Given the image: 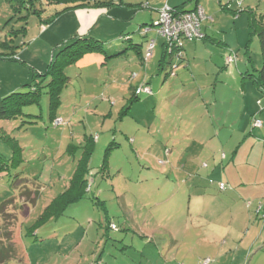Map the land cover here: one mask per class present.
Returning <instances> with one entry per match:
<instances>
[{
	"label": "rangeland",
	"instance_id": "rangeland-1",
	"mask_svg": "<svg viewBox=\"0 0 264 264\" xmlns=\"http://www.w3.org/2000/svg\"><path fill=\"white\" fill-rule=\"evenodd\" d=\"M12 1L0 0V41L11 43V38L19 47L20 61L4 59L8 49L0 47V97L26 91L23 84L41 79L38 74L48 71L51 61L60 60V49L77 36L101 40L106 50L85 53L75 62L62 64L68 81L54 111L63 122L52 121L46 91L38 103L23 107V114L40 117L0 119V154L10 157L8 143L14 146L15 140L23 148L22 165L12 169L11 176L0 175V202L10 197L15 200V207L8 211L17 217L11 227L17 254L27 258L28 264H195L194 259L202 253L195 246L201 242L197 236L208 228L194 213H188L193 183L179 180V166L198 165L202 173L199 185L217 191L216 195L224 192L218 181L206 176L216 164L211 163L212 149L219 148L215 152L221 157L227 152V160L218 162L227 164L237 138L240 140V136L230 138L228 126H245L239 107L250 106L252 99L258 98L264 106V96L245 77L263 62L260 41L247 26L245 8H254L256 19L264 21V0H242L241 6L240 0H197L205 15L202 26L211 27L214 37H221L229 46L208 40L185 41L183 57L168 55L162 68V51L153 50L143 62L131 42L121 38L122 33L131 32L132 42L141 41L145 53L147 41L136 31L143 28L142 21L135 24L134 16L128 18V12L118 9L138 8L137 14L150 12L155 17L156 10L140 8V2L146 0H122L126 4L111 8H68L55 1H36L39 15L26 13L24 8L15 11ZM162 1L168 5L175 0ZM195 1L189 0L187 7ZM218 26H222L221 34L215 32ZM150 35L159 36L154 28L147 37ZM159 41H164L162 36ZM189 43L197 46L190 56ZM120 49L124 52L118 54ZM228 54L233 55L232 62L237 61L231 64L230 58L225 60ZM144 82L152 92L129 101L132 86ZM14 85L20 87L8 91ZM217 117L228 118L220 123ZM181 123L200 128L188 134ZM219 126L222 129L217 136ZM85 134L96 138L88 177L93 178L89 181L91 191L61 217L38 228L36 236L28 235L26 226L67 187L80 149L75 148L74 154L66 149L69 144L80 146ZM104 158L107 164L101 168ZM21 171L28 188L39 189L38 198L27 202L24 209L19 207L23 201L18 195L20 187L12 185L13 174ZM97 198L104 201L108 221L117 229L104 228L105 213ZM262 202L255 203L256 212L241 224L244 228L230 220L231 227L240 228L241 234L253 227L251 237L259 235L264 226ZM241 237L228 242H239Z\"/></svg>",
	"mask_w": 264,
	"mask_h": 264
},
{
	"label": "trees",
	"instance_id": "trees-1",
	"mask_svg": "<svg viewBox=\"0 0 264 264\" xmlns=\"http://www.w3.org/2000/svg\"><path fill=\"white\" fill-rule=\"evenodd\" d=\"M11 1V0H10ZM36 1H39L43 4L44 0H14L11 2L12 7L15 8V11H18L20 8H24L26 10V13H34L39 15V10L36 6ZM51 1H55L58 3H64L68 5V8H76V7H112L113 5H124L125 2L122 0H45V2L50 3ZM189 1V0H188ZM188 1H185L177 6L171 7L178 11L179 13L187 12V11H195L199 7L195 6L192 9H189L187 7ZM244 1V0H243ZM14 3V4H13ZM126 4V3H125ZM242 0L239 1V5L241 6ZM140 8H145L146 4L140 3ZM164 6V5H163ZM169 6V5H168ZM110 7V8H111ZM245 10L248 13L247 16V26H250L252 33L256 34L260 41L261 46V54H262V65L260 69H253V72L246 73L245 77H248L252 80V83L255 85V87L258 89L260 95L264 96V21L263 19H256V12L254 8L246 6ZM159 17V9H158V15L151 23H142L140 27H143L142 29L139 28L136 30L138 34L142 37H144L143 41H147V46L145 53L142 54V42L141 41H133V36L130 33H122L121 38L124 41H130V46H132L134 49H136V52L138 55H140L141 61H146L152 54L153 49L155 46L154 39H147V33L150 31V29H153L156 31V34L159 36H162L157 31L156 21ZM205 18L204 13H202V17L199 20V28L202 33V36L199 39H182L180 42L177 40H167L165 37H163V51L159 62V67L162 68L163 64L165 63L166 57L168 55H175L177 58H182L183 53L182 50L184 49V42H192L196 40H209L210 42H215L219 45V43H224L220 39H215L213 37H207V35L202 31V19ZM50 21V18L48 19ZM146 28V29H145ZM13 32V31H12ZM113 39V38H112ZM11 43L8 42V39L5 41H0V47L6 50L7 53L4 54V59L11 60V61H20V58L18 57V51L16 45L12 43V39L10 38ZM136 42V44H134ZM150 42H153V48L151 50V54L149 57L147 56V49ZM133 43V44H132ZM104 42L92 37H86L85 35L77 36L72 39V41L65 45L63 48L59 51V58L58 61H51L49 64V69L44 74H38L39 78L38 81L35 79L34 81H30L29 83H24L22 87H27L26 91L19 92V91H11L7 93V95H4L3 97H0V119H9V118H16L18 116L24 115L28 117L38 118L40 115H32V114H23V107L30 104H35L39 102V99L42 92L49 93L50 100H49V106H50V117L52 121L54 120L55 123H61L63 122L62 119H60V122H56L58 117H55V107L54 104L58 103V100H60V94L63 88L66 86V83L68 81V77L64 76V73L62 72V64L64 62H75L77 58L82 57L85 53L89 52H105L106 50L104 48ZM129 48V47H128ZM121 51H118V54H121L124 52V50L120 49ZM227 56H232L231 54H228ZM226 56V57H227ZM235 57V56H234ZM61 61V62H59ZM237 59L231 64L235 63ZM52 75L53 77L50 78V81H46V78L49 75ZM46 81V82H45ZM140 87H146L149 89V92H146L144 90H140L139 92H136V90ZM151 89L148 86L146 82L138 85L132 86V96L129 98V101L131 100H137L139 98V95L141 93H151ZM255 120H260L257 117L252 118V127H261L262 121L260 120V125L256 126L254 125ZM96 138L92 135L85 134L83 136V141L80 146L69 144L67 147V151L71 154H74L75 148L78 147L80 149V157L76 161V165L74 168V171L69 179L67 187L62 191L56 194L49 202L48 204L43 208V210L39 213L37 218L34 220V222L28 226H26V233L29 235L36 236L37 229L49 222V220L58 219L61 217L65 210L73 204H76L83 200L85 197H87V192L91 191V186L89 181H93V178L90 180L88 177L91 175V166H90V160L91 156L94 151V142ZM15 145H11L8 143L9 146H11V156L6 157L2 154H0V175L6 174L7 176H11L10 172L12 169H17L19 166L22 165L24 162L23 158V148L19 145L18 141L15 140ZM112 146H109L106 149L105 155L107 156V152L109 149H111ZM105 163L107 164L106 158H104L103 165L101 168L104 167ZM23 171L16 172L13 174V181L12 185L14 188H18V195L23 201L22 204L19 205L20 208L24 209L25 204L28 203H34L35 200L39 196V189H30L28 188V185L26 184L28 182L27 179L22 177ZM22 181V182H21ZM220 183V182H219ZM226 187L225 189H219L220 191H225L227 189V184L223 182ZM219 188V184H218ZM99 205L104 210V228L105 229H117L115 224L110 223L108 221V217L106 214V207L104 201L97 198L96 200ZM12 207H15V200L13 197L7 198L0 202V219L2 220V223L0 224V264H28V259L24 260L21 256L17 254V249L15 248L13 242H11V236H12V230L11 227L13 226L14 221L16 222V215L11 211H8V209H12ZM262 208V206H261ZM264 217V215H263ZM143 236V235H142ZM175 240H172V243H174ZM26 255V254H25ZM26 257V256H25ZM209 257L202 258L200 262ZM211 263V258H209Z\"/></svg>",
	"mask_w": 264,
	"mask_h": 264
},
{
	"label": "crops",
	"instance_id": "crops-1",
	"mask_svg": "<svg viewBox=\"0 0 264 264\" xmlns=\"http://www.w3.org/2000/svg\"><path fill=\"white\" fill-rule=\"evenodd\" d=\"M185 1L187 0H175L170 4L168 3V5L174 7ZM140 3L146 4L148 10H156L154 13L155 17H153V14L150 12L137 14V12H139L138 8L134 9L133 7H123L118 10L123 13L128 12V18L134 16L135 22L133 23L138 24L142 21V24L148 22L147 20L149 18H156L157 10L163 6L162 0H146V2L141 1ZM195 6H198L197 0L194 6L188 8L192 9ZM115 9L116 8H113L111 10H114V14L118 16ZM124 9L126 11H124ZM221 28L222 26H218L215 32L221 34ZM202 31L207 37H213L215 39L221 38L214 37L212 28H207L206 25L202 26ZM148 34H150V31H148L146 35L148 36ZM147 39H154L155 46L153 50H155V53L156 50L157 53L163 51V42L159 41V36L150 35ZM222 41L224 43H221V45H225L224 47L229 46L226 41ZM194 44H187V47H190L188 49L189 56L192 54L194 55L195 48L197 47ZM217 68L221 69L220 65H217ZM14 86V88L8 91L20 87V85ZM1 90L0 87V91ZM258 99L256 101L252 99L250 106L239 107V109L244 112V114H240V118L243 120L245 126H239L237 128H235L234 125L228 126V135L230 138H232V136L233 138L234 136H240V140L237 138V145L235 148L233 147L234 151L231 150L229 162L223 165L218 164V162L222 164V162L227 160L228 153L223 152L224 156L221 157V155L219 156V154L215 152L218 151L219 148L213 147L214 149H212L211 163L215 162L216 164L210 171L208 169L209 172L206 176L212 177L218 182H225L227 184V189L224 192L216 195L215 193L217 191L211 190V188H204L205 185H199V179L202 173L198 165H193L192 162H190L191 164L188 163L187 166L186 164L179 166V180H184L186 183L191 180L193 183L190 189V198L193 201L189 203L188 213H194L195 216L202 220L201 223L206 224L208 228V230L200 231V234L197 236V239L201 242H196L195 246L198 245V248L202 249V253L194 259L195 264H198L204 257L211 258L210 264H264V226L259 235L256 236L255 234L251 237L253 227L243 231L241 234V229L238 228L236 230L231 227L230 223L231 220L232 223L241 227V224L245 225L246 222L252 218L254 212H256L255 203L260 204L259 202L262 200L263 205L260 213L263 211L262 217L264 215V106L262 105L263 100ZM254 116L262 121L261 127H252V118ZM216 119L217 122L220 123L222 120H225L219 117ZM181 128H186V133L190 134L191 132L192 134V132L200 128V125L193 123L183 126L181 123ZM221 129L222 127L220 126L215 129L217 136L220 135L219 130L221 131ZM234 129L236 132H234ZM217 172H220V175L214 176ZM244 225L242 228H244ZM235 231L238 232L237 235ZM221 232L223 233L222 237H219ZM241 235L242 237L239 239V242H228L235 241L234 237ZM219 239L220 242H212ZM180 243L181 242H179V248L181 247ZM232 243L235 245L230 246ZM175 244L177 245V242H175Z\"/></svg>",
	"mask_w": 264,
	"mask_h": 264
},
{
	"label": "built area",
	"instance_id": "built-area-1",
	"mask_svg": "<svg viewBox=\"0 0 264 264\" xmlns=\"http://www.w3.org/2000/svg\"><path fill=\"white\" fill-rule=\"evenodd\" d=\"M202 17V10L198 8L195 11H187L179 13L175 9L171 8L168 5H164L159 9V17L156 21L157 31L167 40L180 42L182 39H199L202 36V33L199 28V20ZM153 42H150L147 49V56L151 54L153 48ZM230 56H227L225 60ZM233 59V58H232ZM231 59V62H232ZM228 61V60H227ZM149 92V89L146 87H140L136 90ZM60 119H57L56 122H60ZM254 125L259 126L260 120H255ZM226 185L223 182L219 183V189H225ZM209 258L203 259L200 264H209Z\"/></svg>",
	"mask_w": 264,
	"mask_h": 264
}]
</instances>
